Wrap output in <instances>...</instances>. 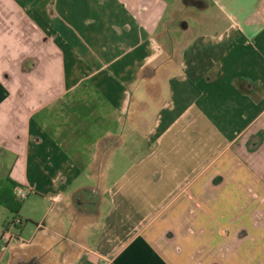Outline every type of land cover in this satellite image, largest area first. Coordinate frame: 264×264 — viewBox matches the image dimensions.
I'll return each mask as SVG.
<instances>
[{
  "label": "crops",
  "instance_id": "0c3cea01",
  "mask_svg": "<svg viewBox=\"0 0 264 264\" xmlns=\"http://www.w3.org/2000/svg\"><path fill=\"white\" fill-rule=\"evenodd\" d=\"M169 1L0 0V40L32 43L0 76L25 83L0 92V180L33 191L0 264H264V0ZM224 188L247 203L222 228L195 213Z\"/></svg>",
  "mask_w": 264,
  "mask_h": 264
},
{
  "label": "rangeland",
  "instance_id": "374dc122",
  "mask_svg": "<svg viewBox=\"0 0 264 264\" xmlns=\"http://www.w3.org/2000/svg\"><path fill=\"white\" fill-rule=\"evenodd\" d=\"M163 1L167 2L168 0H163ZM170 1H169V3H171ZM186 1H184V3H181L180 2L177 5V8L179 10L182 9V12H179L178 11L173 18L176 20L177 16L179 17V14L181 13L180 14V17H186L187 20L190 23H193L191 21V18H194L193 14H192V16H190L191 15L190 12H186L188 16H186V13L184 14L185 6H186L185 3H187ZM249 3L250 4H253L254 1L249 0ZM199 6L202 7V5H199ZM192 11H195L196 12L197 10L196 9H193ZM171 33H173L176 36H181L182 31L179 30V29H177L175 31L172 30ZM30 40H31V38H30ZM31 44L32 43H30V41H29V36H27L26 40L24 41L23 38H21L20 36H17L15 33H11V35H9V37L7 39H1L0 40V76H1L2 71L10 68V62L13 61L17 57V51L18 50H26V48H28ZM46 52H47V54H50L51 53L50 50L49 51L46 50ZM177 54H178V49H177ZM44 57H46V55ZM50 68H53V60L51 61ZM38 80L39 79L33 77V79H32L33 88L32 89L33 90L34 89H37V90L39 89L38 90V94H39L40 89L43 90L44 83L42 81H40V83L38 84ZM48 82H51V80L48 81ZM52 84H55V83H52ZM24 86H25L24 81H20V82L15 81L11 85H5L1 81V77H0V92L3 91V90H5L7 92L8 91L11 92L10 95L7 96V98L11 99V102L9 101L10 104L12 103L11 105H13V103L14 104H19L20 103V101H18V103H17V99H16V96H15L14 91L16 89L17 90H19L20 88L22 89ZM7 87H9L8 90H6ZM89 89H91V88H89ZM88 94L91 96L90 98H98V96L93 91L88 92ZM36 98H37V96L32 97L31 98L32 102ZM14 106H17V105H14ZM47 113H48V111H44V112H42L39 115L42 116L43 118H46L47 117L46 116ZM83 121L90 123V122L93 121V118H92V116L83 117ZM110 121L111 120L108 119V120H106V123L109 124ZM101 129L104 130V128H101ZM95 133H96V131L93 130V129H91V130H89V133H87L85 135V137L79 136V138H82V141L86 142L88 140H92V138L95 136L94 135ZM134 145H137V144H134ZM138 145L139 146L142 145L141 144V139H138ZM128 147H129V143L128 144L127 143H124L123 146H122V151L123 152H121L119 150H115L113 152V155H112L113 160L111 161V163H112L113 170H114V172L116 174L118 172H120L122 169H124L125 166L130 162L127 159H119V157L124 156V155H127L125 153H127ZM115 173L110 174L108 177H110L111 179L114 178ZM90 182L92 183V181H90ZM90 182L87 181L85 183L86 184L88 183L87 185L88 186H91L90 185L91 184ZM4 183L5 182L3 181V179H1L0 180V186L1 185L4 186ZM241 189L242 188L236 189L234 191H232V190L231 191L230 190L228 191V190H226V188H224V191L222 193H219L218 192L219 193V196H220L219 197V200L218 201H215V203H212V204H209L210 203L209 199L211 198L210 197V194L212 195V192L211 193L210 192H206V191L202 192L201 193L202 194V198L199 201L200 202V205L202 206V208L199 209L197 207L196 208L197 212L195 214L196 215H198V214L200 215V213L203 212V217H211V220L215 222L214 223L215 227L220 226V227L223 228V227H225V225L227 227L228 226H232L233 222H231V221L234 218L233 217L234 216V213H236V212L239 213V209L242 210L241 212H244L245 210L243 208H244V206L247 203L246 193L243 192ZM218 193H215L216 196L218 195ZM182 199L183 198L181 197L180 200H178L175 204H178L180 202H183ZM185 203L187 204V206L191 205V206H189L190 208L191 207L193 208V206H194L193 203H191V204L189 202L187 203V200H185ZM239 214L242 215V216H245V214H242V213H239ZM201 215H202V213H201ZM236 221H234V222H236ZM33 222L34 221L32 219H30V221H27L26 220L24 222L25 223L24 226L27 229H30V228L32 229V228H34ZM240 222H243V218H241L238 223L233 224V226L238 225ZM25 232H26V230H25ZM176 238H177V236L175 237V239ZM191 240H193V239H191ZM191 242H189V241L187 242L188 243V246H186V250H188V251H191V250L194 249L195 243H193V241H191ZM171 244L172 245L182 246L181 240H179L178 238L176 239V241H172ZM204 245H206V244L204 243ZM193 255H194V252L193 251L190 254H188L189 259L192 258Z\"/></svg>",
  "mask_w": 264,
  "mask_h": 264
},
{
  "label": "built area",
  "instance_id": "2783aa9c",
  "mask_svg": "<svg viewBox=\"0 0 264 264\" xmlns=\"http://www.w3.org/2000/svg\"><path fill=\"white\" fill-rule=\"evenodd\" d=\"M12 194L16 201L22 202L27 197L33 194L32 189L29 187H14ZM22 226V221L17 215H13V218L9 220L0 233V253L5 252L11 243L18 240V230ZM42 225H38L37 228H41ZM107 264L108 261H104Z\"/></svg>",
  "mask_w": 264,
  "mask_h": 264
},
{
  "label": "trees",
  "instance_id": "16d2710c",
  "mask_svg": "<svg viewBox=\"0 0 264 264\" xmlns=\"http://www.w3.org/2000/svg\"><path fill=\"white\" fill-rule=\"evenodd\" d=\"M16 186L13 182H10L9 186H0V206L13 215H17L21 208V202L16 201L12 194V188Z\"/></svg>",
  "mask_w": 264,
  "mask_h": 264
}]
</instances>
